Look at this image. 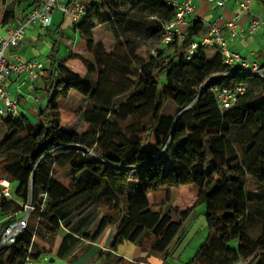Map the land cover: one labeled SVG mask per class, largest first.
<instances>
[{"label":"trees","instance_id":"obj_1","mask_svg":"<svg viewBox=\"0 0 264 264\" xmlns=\"http://www.w3.org/2000/svg\"><path fill=\"white\" fill-rule=\"evenodd\" d=\"M81 1L86 15L73 30L92 60L73 51L61 57L55 42L38 123L20 113L0 118V173L17 184L13 199L0 196L7 219L0 244L5 229L33 208L17 243L0 250V264H27L54 249L60 259L80 260L107 230V210L122 212L110 263L125 264L116 253L130 243L147 255L132 264H150L152 256L168 264L192 209L174 220L152 209L150 194L188 185L198 188L194 206L206 205L208 235L187 264H264V79L227 66L218 49L187 59L186 48L207 32L199 17L183 42L145 57L144 42H160L175 18L169 0ZM103 25L112 32L111 48L94 34ZM74 60L97 77L93 84L68 66ZM237 87L243 93L223 109L214 90ZM72 93L86 102L82 132L63 126Z\"/></svg>","mask_w":264,"mask_h":264},{"label":"built area","instance_id":"obj_2","mask_svg":"<svg viewBox=\"0 0 264 264\" xmlns=\"http://www.w3.org/2000/svg\"><path fill=\"white\" fill-rule=\"evenodd\" d=\"M7 1V0H5ZM35 7L24 17L15 18L11 23V30L8 34H0V118L5 115L19 114V100L13 98L6 89L8 78L12 75L26 74L33 80L40 76L44 70L43 63H21L10 62L7 58V52L11 47H17L22 44L25 38L26 30L33 26L49 29L53 24V14L57 10L65 16L72 19L74 24L81 22L86 15V7L81 0H72L69 5H62L59 0H33ZM175 7L176 15L173 21L165 26L164 33L160 43L162 46L174 44L175 41L183 42L186 31L191 23V19H196L194 0H169ZM215 8L221 9L225 6L226 0H206ZM253 0H237V8L233 17L228 21L225 27H220L216 23L209 24L207 32L189 44L185 55L191 59L199 49L220 50L224 62L227 66H239L242 70L252 75H258L264 79V65L257 60H250L238 52H233L228 47L226 33H230L232 40L245 38L261 33L264 39V19L257 17L253 19L247 29H241L239 23L243 17L251 12V3ZM154 54V51L152 52ZM218 100L223 109L231 108L237 101L238 95L242 94L244 89L237 87L234 89H215ZM26 99H31L28 95ZM34 99V98H33ZM0 196L9 200L13 199L11 183L9 180L0 179ZM33 210L31 204L26 207L25 213L16 221L12 222L3 232L0 250L17 243L19 237L27 230L29 224V215Z\"/></svg>","mask_w":264,"mask_h":264},{"label":"rangeland","instance_id":"obj_3","mask_svg":"<svg viewBox=\"0 0 264 264\" xmlns=\"http://www.w3.org/2000/svg\"><path fill=\"white\" fill-rule=\"evenodd\" d=\"M67 0H59V3L62 5L66 4ZM252 10L254 6L256 7V14L257 17H261L264 19V0H255L253 2ZM201 11V9H199ZM136 16V14H134ZM66 16L59 10H57L54 14V19L58 20L55 26L51 28L50 34L48 33L47 29L40 28L39 26H33L30 27L26 33L27 35L31 31H36L37 34L40 33L42 35V40L49 42L51 46L57 41H61V57L66 55L68 53L67 41H69L71 45V49L74 53L83 54L84 56L89 57L91 56L86 53L85 46H77L81 43V38L78 34H76L73 30V26H69V28L61 30V34H59L57 31V27L62 21H64V18ZM97 39L103 40V42L106 44L108 48H111L114 44V38L112 35L111 30L108 27H100L96 32ZM196 40H199L197 38ZM159 46H161V43L159 41H147L144 42L143 48L141 50V53L148 57L150 54H152V51L154 49H157ZM231 47V45H229ZM250 50H254L256 54H260L262 57V60H260V63L264 65V39L260 38L259 42L255 45H252ZM214 50H209L208 53L212 54ZM70 65L73 67L75 71L81 72L82 80L87 84H93L97 77L95 75H90L87 73L86 68L80 61H75V63H70ZM108 76L118 80V81H128L127 78H125L121 73L114 71V70H108ZM131 86H134V81H129ZM22 94H25V100L28 103V108L30 105H32V109L28 115L29 119L33 123H38V117L34 115V113H39L41 110L40 105H44L47 101L43 94L41 92L40 95H37L39 98L40 105L33 99V90L26 89V91L22 90ZM28 95H31V99H26L27 93ZM34 103V104H29ZM86 106V102L82 100L78 95L73 94L71 95V98L69 100L68 106L63 109L62 116H63V126L64 127H74L78 132H82L85 130L86 126L81 118V113L84 110ZM82 107V108H81ZM20 114L25 111L21 106H19ZM33 114V115H32ZM8 116L5 115V118ZM4 178L2 174L0 173V179ZM12 192L13 195H15V189L17 187L16 183H11ZM248 190L250 192H255L257 190L256 185L251 181L248 186ZM198 188L194 185H188L183 186L178 189H172V190H162L157 193H151L150 194V201L152 203V209L158 212L162 213H170L174 220H178L181 213L192 209V215L189 218V220L184 225V231L182 232V240L178 244V246L175 248L173 255L168 260V264H187L189 263L196 253L198 252L199 248L202 246L204 241L207 238L208 235V228H207V222H206V205L201 203L197 206L195 205V201L197 198ZM105 216L108 219L109 226L104 233L103 240H105L109 236H113L116 232V227L119 221L122 218V212L121 210H107L105 212ZM61 239V238H60ZM58 240L56 245L60 243L61 240ZM87 244V243H86ZM59 245V244H58ZM119 253L123 255L126 258H133L137 254H139L138 248L130 243H124L118 247ZM117 250V251H118ZM107 253V252H106ZM106 253L104 252L101 254V252L91 253L89 252L87 256H83L80 260L76 262H70L69 259L63 260L56 256L55 249L53 251H44L41 255V257L35 261L31 260L28 262V264H81L85 262L90 256V260L83 264H112L110 263V258L106 256ZM144 259V258H143ZM51 260H54V262H51ZM150 262L152 264H165V259L163 260L162 257L158 256H152L150 259ZM163 261V262H162ZM135 263H138V261H134ZM133 262V263H134ZM125 264H132V262H125Z\"/></svg>","mask_w":264,"mask_h":264},{"label":"crops","instance_id":"obj_4","mask_svg":"<svg viewBox=\"0 0 264 264\" xmlns=\"http://www.w3.org/2000/svg\"><path fill=\"white\" fill-rule=\"evenodd\" d=\"M236 2H237V0H226L225 6L221 9H218V8H215L213 5L209 4L206 0H194L195 16L203 19V21L205 22L207 27L209 24H213V23H216L220 27H225L226 23L232 19L233 14L237 8ZM253 2H255V0H253L251 3V12L249 14L245 15L243 17V19L241 20V22L239 23V26L241 29H247L249 23L253 19L257 18V16H258L256 14V10H255L256 7L255 6L252 10V6L254 5ZM11 4H12L11 8L13 9L14 18L10 22L6 23L4 20L6 9L8 6H11ZM69 4H70V1L67 0L66 4H64V5H69ZM34 7H35V3L33 0H7V1L0 0V34H2V35L8 34L12 28V26H11L12 21L15 18L27 16L33 10ZM199 9H201V11H199ZM54 14H55V12H54ZM54 14H53V24L49 29H47L49 34L51 31V28L53 26H55L56 23L58 22V20L54 19ZM62 22L63 23H61V26L59 25L57 27L58 28L57 30L59 32H61V30L63 31L64 29L69 28V26L71 27L74 25V22L68 16H66L64 18V21H62ZM100 27H108V26H106V25L99 26L94 32L95 36H96L97 30ZM260 38L263 39V36L261 33H258V34L248 36L245 38H238V39L232 40L230 38V33L229 32L226 33V39L228 40V47H229V45H231V47H229V49L231 51L238 52L242 56L247 57L250 60H257L259 62H260V60H262V57L260 56V54H256V52H254V50H250V49H251L252 45H255L256 43L259 42ZM96 39H97V37H96ZM97 40H99V39H97ZM100 41L103 42V40H101V39H100ZM71 45L72 44L69 41H67L66 47L68 48L69 51H68V53H66V55H64L65 57H67L69 55V53L72 51ZM77 46L81 47V46H85V44L81 42ZM52 48H53V46H51L49 44V42L42 40V35L40 33L37 34V32L33 30L28 35H27V33L25 34L24 41L22 42L21 45H19L17 47H11L9 49V51L7 52V58L10 62H13V63H16V62L36 63L37 62V63H43V65H44V70L40 73V76L35 80H33L31 77H29L26 74L12 75L10 78H8L7 83H6L7 91L9 92V94L13 98H17L19 100L20 106L25 111L24 113L22 112V114L26 115L27 117H28V115L32 109V107H31L32 105H30V107L28 108L29 105H28L27 101L25 100L26 95L22 94V92H23L22 90H24V91H26V89L33 90V94H31V95H33V98L35 99L34 102L39 100L37 95H40L39 92H41L45 87V84L43 81V75H45L44 71H46L50 68L51 61L49 59V56H50V53L52 51ZM85 49H86V46H85ZM86 53H87V51H86ZM77 54H79V53H77ZM79 55H81L82 57H84L90 61L92 60L89 57L84 56L83 54H79ZM75 61H78V60L70 61L68 63V66L74 72H76L77 74H79L81 76L82 75L81 72L75 71L73 69V67L70 65V63H75ZM39 90H41V91H39ZM26 93L28 96L29 92H26ZM73 94H75V93H72L71 95H73ZM29 104H34V103H29ZM39 104H40V102H39ZM32 113H35V112H32ZM6 220L7 219L2 218V212L0 211V225ZM113 236H109L105 240H103L104 236H102L101 239L96 244L91 246L90 252L96 253L99 251V252H101V254H103L104 252L106 253V252L110 251V248H111L110 245H111V241L113 239ZM58 244H60V243H58ZM58 244H57V246H58ZM138 250H139V254H137L135 257L129 258V259L124 257L123 255H121L119 253V250L117 251L116 255L124 257L127 262L133 263L136 260L139 263L141 261H145V260H143V258L147 257V255L143 254L139 248H138ZM85 256H87V255H85ZM87 258L88 259L85 262L90 260V258H92V256L89 255V257H87ZM162 259L164 260V258H162ZM85 262H83V263H85ZM83 263H81V264H83ZM149 263L152 264L150 262V260H149Z\"/></svg>","mask_w":264,"mask_h":264},{"label":"water","instance_id":"obj_5","mask_svg":"<svg viewBox=\"0 0 264 264\" xmlns=\"http://www.w3.org/2000/svg\"><path fill=\"white\" fill-rule=\"evenodd\" d=\"M51 262H54V260H51Z\"/></svg>","mask_w":264,"mask_h":264}]
</instances>
